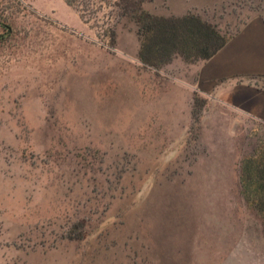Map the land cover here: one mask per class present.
<instances>
[{
    "label": "rangeland",
    "instance_id": "rangeland-1",
    "mask_svg": "<svg viewBox=\"0 0 264 264\" xmlns=\"http://www.w3.org/2000/svg\"><path fill=\"white\" fill-rule=\"evenodd\" d=\"M110 10L0 0V264H264V128L214 109L206 61L143 65L129 19L111 45ZM192 14L226 39L264 0Z\"/></svg>",
    "mask_w": 264,
    "mask_h": 264
},
{
    "label": "trees",
    "instance_id": "trees-1",
    "mask_svg": "<svg viewBox=\"0 0 264 264\" xmlns=\"http://www.w3.org/2000/svg\"><path fill=\"white\" fill-rule=\"evenodd\" d=\"M63 1L78 13L82 23H88L103 9L111 8L107 14V26L102 32L111 45L115 42L116 23L122 19L132 21L142 38L139 61L154 69L162 67L175 57H181L189 63L207 61L226 42L212 25L193 14L182 18L151 15L142 9L143 2L149 0ZM240 182L246 194L253 191L257 208L264 218V155L259 160L245 162L241 169Z\"/></svg>",
    "mask_w": 264,
    "mask_h": 264
},
{
    "label": "crops",
    "instance_id": "crops-1",
    "mask_svg": "<svg viewBox=\"0 0 264 264\" xmlns=\"http://www.w3.org/2000/svg\"><path fill=\"white\" fill-rule=\"evenodd\" d=\"M159 1L167 10L153 16L182 18L194 10L215 12L227 0ZM233 26L225 45L203 62L198 81L204 94H212L215 110L264 128V16L252 14Z\"/></svg>",
    "mask_w": 264,
    "mask_h": 264
}]
</instances>
